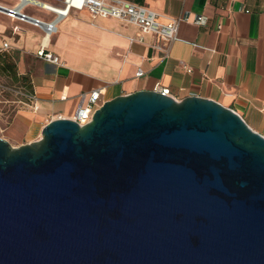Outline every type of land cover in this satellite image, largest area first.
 I'll use <instances>...</instances> for the list:
<instances>
[{
	"label": "water",
	"instance_id": "95a60500",
	"mask_svg": "<svg viewBox=\"0 0 264 264\" xmlns=\"http://www.w3.org/2000/svg\"><path fill=\"white\" fill-rule=\"evenodd\" d=\"M0 264H264V137L212 100L138 91L0 138Z\"/></svg>",
	"mask_w": 264,
	"mask_h": 264
},
{
	"label": "crops",
	"instance_id": "0c3cea01",
	"mask_svg": "<svg viewBox=\"0 0 264 264\" xmlns=\"http://www.w3.org/2000/svg\"><path fill=\"white\" fill-rule=\"evenodd\" d=\"M16 2L0 0V5L11 7ZM132 2L155 11L161 23L184 14L189 19L180 22L177 39L165 46L133 24L92 18L85 10L71 11L58 20L56 33L47 38L42 30L0 12V67L4 69L0 73L12 87L27 85L36 98L29 108L10 94L0 95V102L18 105L0 113L3 138L13 147L38 140L46 124L57 117L72 119L95 90L104 103L157 88H168L176 101L197 96L217 102L264 137V0ZM24 12L43 20L53 17L31 6ZM200 15L206 23L193 24ZM15 26L18 30L13 33ZM4 43L8 48H2ZM41 45L58 57V64L35 56ZM157 45H163V50H157ZM138 70L143 72L141 77L136 76ZM10 97L15 100L7 101Z\"/></svg>",
	"mask_w": 264,
	"mask_h": 264
},
{
	"label": "built area",
	"instance_id": "2783aa9c",
	"mask_svg": "<svg viewBox=\"0 0 264 264\" xmlns=\"http://www.w3.org/2000/svg\"><path fill=\"white\" fill-rule=\"evenodd\" d=\"M59 4H51L41 0H17L11 7L0 5V12L11 20L30 25L34 28L42 30L45 37H49L56 33V23L62 18H66L71 11L85 10L92 18H113L123 21L128 24L137 26L141 34L153 35L160 39L166 45L174 42L177 39L178 26L180 22H187L189 16L184 14L178 19H170L165 23L158 21L159 15L150 8L142 5H137L132 0H59ZM27 6L39 8L53 15L48 20H43L31 16L24 12ZM193 24L204 25L206 17L195 16L192 20ZM18 30L17 26L13 27V33ZM4 49L8 48V44L4 43ZM155 48L159 51L163 50V45H157ZM165 51V49H164ZM35 56L45 62L58 64L59 59L46 49V45H41L36 51ZM143 72L138 70L137 77H141ZM163 95L171 97L168 88L154 90ZM10 94L18 100V103H24V106L32 108L36 98L31 91H26L22 88L10 87L0 84V95ZM100 91L95 90L90 93L87 103L79 108L74 117L71 119L79 126L88 124L92 116L103 102L100 100ZM57 117L56 119H60Z\"/></svg>",
	"mask_w": 264,
	"mask_h": 264
},
{
	"label": "rangeland",
	"instance_id": "374dc122",
	"mask_svg": "<svg viewBox=\"0 0 264 264\" xmlns=\"http://www.w3.org/2000/svg\"><path fill=\"white\" fill-rule=\"evenodd\" d=\"M0 84L5 85V86H11L12 87V83H11L10 79L7 78L6 76H4L2 73H0ZM6 99H7V101H10L11 99L15 100V98H12V97L6 98ZM0 101H2V100H0ZM17 106L18 105H16L15 103L9 105V104H5L3 102H0V113H3V114H4V112H8L9 113L10 111H13L15 109L14 107H17ZM2 117L3 116L0 115V119ZM3 120H4V118H3ZM3 120H0V121L3 122ZM4 135H5L4 132H1L0 131V138H3Z\"/></svg>",
	"mask_w": 264,
	"mask_h": 264
},
{
	"label": "trees",
	"instance_id": "16d2710c",
	"mask_svg": "<svg viewBox=\"0 0 264 264\" xmlns=\"http://www.w3.org/2000/svg\"><path fill=\"white\" fill-rule=\"evenodd\" d=\"M0 71L3 73L4 69L0 67ZM25 85V84H24ZM21 85L20 88L26 90V91H31L30 88L27 85Z\"/></svg>",
	"mask_w": 264,
	"mask_h": 264
}]
</instances>
